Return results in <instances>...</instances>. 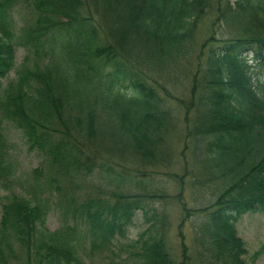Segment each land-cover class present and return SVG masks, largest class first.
<instances>
[{
	"label": "trees",
	"instance_id": "1",
	"mask_svg": "<svg viewBox=\"0 0 264 264\" xmlns=\"http://www.w3.org/2000/svg\"><path fill=\"white\" fill-rule=\"evenodd\" d=\"M22 1L29 18L18 26V0H0V115L40 155L34 172L56 183L63 220L48 228V207L16 191L14 143L0 126V264L23 257L24 264H82L87 250L111 251L136 209L153 217L137 193L77 198L64 194L65 185L97 172L121 186L169 166L177 115L157 92L154 71L192 58L188 135L198 168L191 167L190 184L213 198L190 207L180 187L178 226L193 228L202 264H252L236 223L264 213V0ZM207 11L211 30L193 54ZM18 47L25 52L17 67ZM145 233L129 245H139V264H192L180 230L175 261L165 235Z\"/></svg>",
	"mask_w": 264,
	"mask_h": 264
},
{
	"label": "rangeland",
	"instance_id": "2",
	"mask_svg": "<svg viewBox=\"0 0 264 264\" xmlns=\"http://www.w3.org/2000/svg\"><path fill=\"white\" fill-rule=\"evenodd\" d=\"M26 2L18 0L15 5V19L17 25L26 21L29 18V9ZM211 11H207L205 15L197 22L193 47L190 52L196 54L199 52V45L202 40L209 34L213 23V15ZM24 49L18 47L16 49V66L20 65L23 60ZM33 52V51H32ZM35 55V52H33ZM32 54L31 57H35ZM44 55L40 57L43 58ZM39 59L41 60V58ZM248 62L253 57L251 53L246 55ZM203 57L200 58V61ZM178 63V64H177ZM196 59L177 61L171 67H162L158 71H154L156 77L157 92L166 100V103L171 105L177 117L168 139V150L174 151V157H171L169 166H158L157 170H152L153 174L150 179H146L131 184L123 183L121 186H115V182H107L102 179L97 172L72 183L73 185H65L62 183L60 189L65 185L66 192L64 194L74 197H94L103 196L113 199L114 192H133L143 198V203L147 211L153 217L146 219L142 209H136L132 216V221L127 224L124 236L119 237L117 243H113L111 251H92L84 252L82 264H139L140 255L136 253L139 245L135 248L129 245L134 239H137L142 232L145 237L165 235L166 243L169 250L173 254V260H179V250L181 236L179 230L184 233V241L189 246L191 254H196L197 246L193 238V228L188 221H185L182 226H178L183 217L181 204L178 201L176 194L179 188L182 187L183 199L187 205L194 207L195 205L204 204L212 200L210 191L204 189L200 185L190 184L191 167L195 166V172L198 166L193 163L190 157L189 147L191 144V136L188 131L192 129V109L188 108L187 97L189 95L190 79L188 71L195 68ZM15 73L12 72L11 75ZM187 115V117L185 116ZM188 119V120H187ZM1 129L7 134L8 138L14 143V188L17 192L26 196L32 203H40L46 205L49 209L46 216V226L50 229H56L62 224L61 211L59 205V188L52 180L51 185L47 183L45 174H36L34 168L38 167L40 155L27 146L19 128L14 123L4 119L0 115ZM186 145V147H185ZM185 160H187L185 162ZM185 166L188 170L185 171ZM150 170V169H148ZM173 170V171H172ZM175 174V175H174ZM184 174V181L177 179V175ZM44 175V176H43ZM57 180L64 181L61 175L56 173ZM127 180L130 174L124 176ZM107 180V179H106ZM68 186V187H66ZM194 186V187H192ZM0 194H3L1 192ZM208 198V200H207ZM1 212V206H0ZM192 218V216H191ZM194 218V217H193ZM153 224L150 230H147L149 224ZM238 234L244 239L247 252L245 259L252 264H264V213L249 212L243 214L236 223ZM145 230V231H144ZM87 249V248H86ZM24 264V257L22 258ZM19 264V261H15ZM192 264H202L197 255H193Z\"/></svg>",
	"mask_w": 264,
	"mask_h": 264
}]
</instances>
